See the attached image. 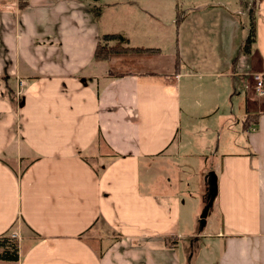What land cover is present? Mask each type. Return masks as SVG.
Segmentation results:
<instances>
[{"label":"crops","instance_id":"0c3cea01","mask_svg":"<svg viewBox=\"0 0 264 264\" xmlns=\"http://www.w3.org/2000/svg\"><path fill=\"white\" fill-rule=\"evenodd\" d=\"M8 1L0 10V236L19 243L18 260L0 264H264V95L252 80L264 75V0L253 16L251 0L240 31L221 0L204 6L215 10L184 13L197 0L111 2L162 14L131 35L121 31L130 47L159 50V58L167 43L174 53L157 62L161 71L138 57L110 68L94 61L100 37L115 33L99 12L109 2ZM250 26L254 42L240 54ZM192 53L194 67L186 63ZM221 98L235 99L242 119L256 116L236 151L218 152L233 143L232 134L219 141ZM143 164L154 178L146 186ZM181 164L201 167L200 179L203 171L217 176L216 227L201 236L198 254L176 252L198 236L182 225V201L168 190L177 180L162 186L155 175L178 176Z\"/></svg>","mask_w":264,"mask_h":264},{"label":"rangeland","instance_id":"374dc122","mask_svg":"<svg viewBox=\"0 0 264 264\" xmlns=\"http://www.w3.org/2000/svg\"><path fill=\"white\" fill-rule=\"evenodd\" d=\"M90 1L91 2L86 1V3L92 5L93 0H90ZM113 1L114 0H103L104 5H105V2H109V3L106 4L104 9L99 7L100 8L99 12L102 16V25H103V23L107 24V22H103V18L106 16L107 18L111 19V24H112L111 26L114 28V31H115V33H113V32L106 33L108 35H113V34L122 35L121 34L122 29H125L126 32L131 35L133 32H136L138 29H141L142 27L143 28L147 27L148 24H151L153 21H156V22L160 21L159 16L161 17L162 14L160 15L158 11H156V13H154L152 11L147 12L146 10H144V9H142L136 5L133 8H131L129 5H127L126 7H124L122 5H118V6H114V7L108 6L109 4H112L111 2H113ZM204 1L205 0H202V1L197 0L196 2H194L195 6L192 5V2L190 1L188 4H184L182 6L181 10L183 13L190 11V10L196 11L197 8H199L198 10H201V11L215 10L214 7H210V8L204 7V6L209 4V1H212V0H206V2H204ZM221 1L223 3V4L220 3L221 5L227 4L229 6V9L230 8L233 9V11L235 13V17H236V19H235L236 30L237 31L242 30L240 25L243 26L244 24H246V26L248 28L247 21H248V15H249V5H250L251 0H221ZM213 2H214V0H213ZM213 2H211V3L213 4ZM257 2H258V0H252V2H251L252 9L250 12L252 13V16L255 12V7L257 5ZM8 4H11L10 1H8V0L0 1V10H2L3 7H5ZM17 4H18V2H17ZM22 5H23V1H22ZM199 5H201V7H197ZM18 7H19V4H18ZM147 10H149V9L147 8ZM169 17L171 19H173L172 14ZM239 20L241 22H239ZM172 21H174V20H172ZM174 26H176V23L174 24ZM171 36L173 37V33L171 34ZM246 38L247 37L245 35L243 37V40H245ZM144 41H146V42H142L143 45H152L153 44V42L151 40H149L148 38H146ZM104 43H107L108 46H111L114 44V42L112 40L108 41V42L104 41L103 36H102V37H100V44L103 45ZM159 45L164 50L162 52L163 53L162 57L159 58L157 56L160 54V51L157 54H154L151 52L149 54L147 53L148 55L138 57V58H143V60H145V61L153 63L152 67L148 68L146 70H150V71L159 70V71H161V70H163V68H162V65H160L159 63L160 62L166 63L169 60V56L173 57L174 52L170 51L167 48V43L161 42ZM169 45H172V44H169ZM126 46L130 47L128 45V41H127ZM132 48H134V47H132ZM143 49H146V48H143ZM189 55H191L193 61L190 59V60L186 61V63H188L190 66L194 67V55H193V53L189 54ZM123 58H124L123 56L113 57L110 59V61L105 62V63H107L106 66L108 68H110L109 67L110 63H112L116 60L123 59ZM157 62H159V63H157ZM184 67H185V64L182 61L180 64V61H179L178 68L183 70ZM197 68H200V67H197ZM138 72H140V71H138ZM108 75L112 76L114 74L108 73ZM22 85H23V83L21 84V86ZM236 105L237 104H236L235 99L228 101V100H225L224 98H221L220 102L218 103L217 107L219 109L218 110L219 112L215 116L214 120L217 121L218 119H220V124L218 127L219 141L220 142L224 141L226 139L227 135L230 136V134H232V137H233L231 139V141L233 143H230L229 145H227V144L225 145V143H224L225 141H224L222 143V145L219 146V150H218L219 153H221L222 151H229V150L230 151H236V146L237 147L241 146V145H237V144H243V140H244L243 135L246 132V130H244L245 118L242 119L240 116H238L236 114V112H235ZM208 145H209V143H208ZM216 146H217V141L215 139L211 142V146H209L207 148V150L208 149H209V151H212L213 149L215 150ZM91 159L92 158L89 157V155H88V161H90ZM206 160H207V158L204 159V161H206ZM104 163H105V161H104ZM90 164H94L96 166V168H99V169H100V166H103V165H101V164H103L102 159H101V161L97 160V162L90 161ZM141 168L143 169V173L141 174V177H140L141 182L144 184V186H146L147 182L151 183L152 180H154V178H150V175L148 173L144 172L145 170H147V168L144 167V164L141 166ZM200 170H201V167L195 168L193 166L189 167L188 165L181 164L178 170L175 169V173L179 174L178 176L174 175V177H171L170 174L168 176H165V173L163 171H160V170L155 171L156 176H162L164 178V180L160 179L162 186H163V184L168 183L167 179H170L171 181L177 180L176 183L174 182L176 185L173 186L172 188L169 187L168 190H171L172 193H177V195H179V197H180V201H182L181 210H180V217H181L180 221H181L182 225L184 224L186 226V223H187L189 225V227L187 228V231H189V233L192 235L198 236V238L195 236L196 237L195 239H192V237L187 238L186 240H184V243L181 242V243L177 244L176 252L178 254H185V252H187V249L189 247H191V249L194 247L192 252H194L195 254L201 253L202 250L205 249L203 247L205 242L201 236H204L206 233H210L216 227V225H215L216 223H211V221L213 220L212 219L213 215L211 213H209L205 219V221L206 222L208 221L209 224L207 226H201L200 225V216L202 214V210H203L205 203H206L205 197H206V192H207L206 183L204 181V178L207 175V172L203 171L202 178L200 179V177H199ZM155 180H157V179H155ZM212 208L213 207H211L210 212H211ZM192 225H194V226H192ZM195 227H196V230H195ZM87 240H88V243H90V245L92 247H94L95 249L98 248L97 241L95 239H92V238L88 239L87 238ZM17 241L19 243V237H17ZM189 251H190V249L188 250V252Z\"/></svg>","mask_w":264,"mask_h":264},{"label":"trees","instance_id":"16d2710c","mask_svg":"<svg viewBox=\"0 0 264 264\" xmlns=\"http://www.w3.org/2000/svg\"><path fill=\"white\" fill-rule=\"evenodd\" d=\"M23 1V5H22ZM81 1H90V0H81ZM97 1V0H93ZM19 8L24 7L26 4V0H18ZM254 26H250L248 37L242 42L239 53L247 54L250 51V46L254 42ZM104 41H113L114 44L108 46L107 43L103 45L100 44V40L96 43V47L94 50L93 59L96 62H107L110 61L111 58L117 56L125 57H141L144 55H148L149 53L157 54L159 50L155 49H143V48H132L127 47V39L119 34L113 35H104ZM108 40V41H107ZM148 53V54H147ZM179 58L176 54L175 59V67L178 68ZM179 69V68H178ZM244 130H247V127L250 125L256 124V116L247 115L245 117ZM83 158V157H82ZM84 159V158H83ZM104 169V167H102ZM101 169V170H102ZM98 172V171H96ZM18 260V241L15 238L9 236V234H4L0 236V261L3 262H16Z\"/></svg>","mask_w":264,"mask_h":264},{"label":"water","instance_id":"95a60500","mask_svg":"<svg viewBox=\"0 0 264 264\" xmlns=\"http://www.w3.org/2000/svg\"><path fill=\"white\" fill-rule=\"evenodd\" d=\"M206 183L207 192L205 197V206L202 210V214L200 216V225H205V219L208 216V213L213 205V202L217 196V176L214 171H209L204 178Z\"/></svg>","mask_w":264,"mask_h":264},{"label":"built area","instance_id":"2783aa9c","mask_svg":"<svg viewBox=\"0 0 264 264\" xmlns=\"http://www.w3.org/2000/svg\"><path fill=\"white\" fill-rule=\"evenodd\" d=\"M252 80L255 84V89L256 91L261 94L264 95V75L262 74H257L255 76L252 77ZM22 82H18V87H21ZM12 238L17 239L16 236H12Z\"/></svg>","mask_w":264,"mask_h":264}]
</instances>
